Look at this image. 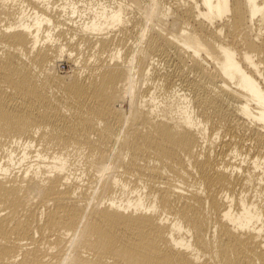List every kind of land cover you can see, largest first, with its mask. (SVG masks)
<instances>
[{"label": "bare ground", "instance_id": "1", "mask_svg": "<svg viewBox=\"0 0 264 264\" xmlns=\"http://www.w3.org/2000/svg\"><path fill=\"white\" fill-rule=\"evenodd\" d=\"M0 264H264V0H0Z\"/></svg>", "mask_w": 264, "mask_h": 264}, {"label": "rangeland", "instance_id": "2", "mask_svg": "<svg viewBox=\"0 0 264 264\" xmlns=\"http://www.w3.org/2000/svg\"><path fill=\"white\" fill-rule=\"evenodd\" d=\"M177 21H174L171 23V25H174V26H177L178 25V22L176 23Z\"/></svg>", "mask_w": 264, "mask_h": 264}]
</instances>
